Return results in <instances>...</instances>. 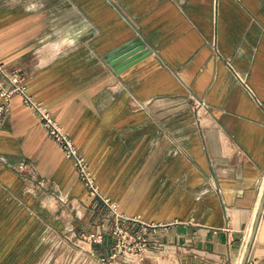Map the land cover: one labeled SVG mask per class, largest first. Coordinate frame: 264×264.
I'll list each match as a JSON object with an SVG mask.
<instances>
[{
    "label": "crops",
    "instance_id": "0c3cea01",
    "mask_svg": "<svg viewBox=\"0 0 264 264\" xmlns=\"http://www.w3.org/2000/svg\"><path fill=\"white\" fill-rule=\"evenodd\" d=\"M137 40L147 54L113 65ZM0 61L85 153L101 193L149 224L131 229L150 251L124 264L241 262L264 192V0H0ZM21 162L99 230L107 210L17 96L0 122L1 203L22 188ZM248 264H264V213Z\"/></svg>",
    "mask_w": 264,
    "mask_h": 264
},
{
    "label": "rangeland",
    "instance_id": "374dc122",
    "mask_svg": "<svg viewBox=\"0 0 264 264\" xmlns=\"http://www.w3.org/2000/svg\"><path fill=\"white\" fill-rule=\"evenodd\" d=\"M30 171L26 164L19 173L21 190L0 202V264H102V258L112 256L111 237L100 244L95 242L100 228L84 229L89 214L77 202L65 201L50 185L34 179ZM102 218L96 220L99 225ZM106 242L109 253L101 247Z\"/></svg>",
    "mask_w": 264,
    "mask_h": 264
},
{
    "label": "built area",
    "instance_id": "2783aa9c",
    "mask_svg": "<svg viewBox=\"0 0 264 264\" xmlns=\"http://www.w3.org/2000/svg\"><path fill=\"white\" fill-rule=\"evenodd\" d=\"M228 67L233 75L253 93L247 83L246 75L236 71L231 64H228ZM17 96L21 97L22 102L38 115L49 136L59 144L66 157L72 161L78 179L83 183L88 193L107 210L100 221L98 239H95V242L101 244L105 237H111L114 244L112 246L114 253L112 256L108 255L107 258H102V264H124V262H129L134 257L149 252L150 241L148 237L144 233L138 234L131 229L134 225L141 224L146 232L149 224L139 217L126 216L120 211L116 201L101 193L97 176L91 170L90 162L85 153L78 148L74 140L65 131V128L53 117L46 104L29 93L24 74L19 69L10 68L6 63L0 61V97L3 99V103L0 105V122L4 115L10 112L12 101ZM191 99L199 122L202 124L200 117L201 112L207 108L206 102L194 95ZM25 166L26 163L24 162L17 165L20 174L23 173Z\"/></svg>",
    "mask_w": 264,
    "mask_h": 264
},
{
    "label": "water",
    "instance_id": "95a60500",
    "mask_svg": "<svg viewBox=\"0 0 264 264\" xmlns=\"http://www.w3.org/2000/svg\"><path fill=\"white\" fill-rule=\"evenodd\" d=\"M132 45H134V47H132ZM136 52H139V55L137 57H134L133 59H129V61H126L123 65L120 66V67H123V66L137 60L141 56H144L145 54H147L148 51H146V47L141 41L137 40L132 44L124 45L123 47L112 51L108 55V57H109L110 61L112 62V64L116 65L118 62H121L122 60H127L128 58H130V56H132ZM263 213H264V192H263V196H262L260 206H259V209L257 212V216H256L255 221H254L252 233L250 235V239H249V242H248V245H247V248H246V251H245V254L243 256V260H242L241 264H248V260L250 258L252 247H253V244H254L255 239H256V235L258 232V228H259L261 217H262Z\"/></svg>",
    "mask_w": 264,
    "mask_h": 264
},
{
    "label": "bare ground",
    "instance_id": "6f19581e",
    "mask_svg": "<svg viewBox=\"0 0 264 264\" xmlns=\"http://www.w3.org/2000/svg\"><path fill=\"white\" fill-rule=\"evenodd\" d=\"M253 229V228H252Z\"/></svg>",
    "mask_w": 264,
    "mask_h": 264
}]
</instances>
